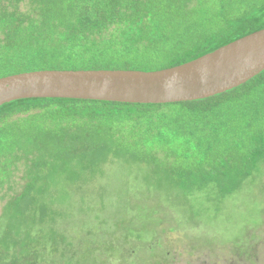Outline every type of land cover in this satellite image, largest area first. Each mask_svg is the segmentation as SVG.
I'll return each instance as SVG.
<instances>
[{
	"label": "trees",
	"instance_id": "1",
	"mask_svg": "<svg viewBox=\"0 0 264 264\" xmlns=\"http://www.w3.org/2000/svg\"><path fill=\"white\" fill-rule=\"evenodd\" d=\"M262 29L264 0H0V78L159 71ZM262 166L264 71L192 102L5 104L0 264H159L163 233L215 226Z\"/></svg>",
	"mask_w": 264,
	"mask_h": 264
},
{
	"label": "water",
	"instance_id": "2",
	"mask_svg": "<svg viewBox=\"0 0 264 264\" xmlns=\"http://www.w3.org/2000/svg\"><path fill=\"white\" fill-rule=\"evenodd\" d=\"M264 71V29L196 60L159 71H35L0 78V107L19 100L69 99L167 105L208 99Z\"/></svg>",
	"mask_w": 264,
	"mask_h": 264
},
{
	"label": "rangeland",
	"instance_id": "3",
	"mask_svg": "<svg viewBox=\"0 0 264 264\" xmlns=\"http://www.w3.org/2000/svg\"><path fill=\"white\" fill-rule=\"evenodd\" d=\"M157 156L159 159L164 158L162 154ZM144 166L154 167L153 164L150 165V160L145 162ZM129 169L133 167L126 165L125 171ZM133 170L139 177V171ZM133 179L138 184L139 180ZM53 190L57 194L60 192L58 187ZM157 192L154 190L150 193L153 196L163 195ZM212 206L213 202L210 208ZM224 211L215 226L212 225L215 221L204 222L203 225L190 224L163 233L160 240L168 245V253L158 260L159 264H264V166L261 167L255 184H252L251 180L245 182L243 188L228 201V210ZM186 212V219L189 220L194 217L195 209L189 206ZM214 213L215 210H212L208 219H211ZM175 215L178 217L179 213ZM163 229H166V226ZM73 233L77 234L74 231L70 234ZM163 254L159 252L156 255Z\"/></svg>",
	"mask_w": 264,
	"mask_h": 264
}]
</instances>
